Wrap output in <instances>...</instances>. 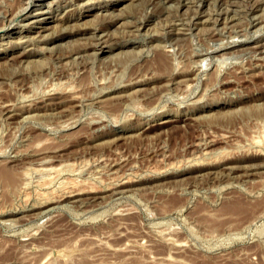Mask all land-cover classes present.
<instances>
[{
	"label": "rangeland",
	"instance_id": "obj_1",
	"mask_svg": "<svg viewBox=\"0 0 264 264\" xmlns=\"http://www.w3.org/2000/svg\"><path fill=\"white\" fill-rule=\"evenodd\" d=\"M27 1L0 0V264H264V0Z\"/></svg>",
	"mask_w": 264,
	"mask_h": 264
},
{
	"label": "bare ground",
	"instance_id": "obj_2",
	"mask_svg": "<svg viewBox=\"0 0 264 264\" xmlns=\"http://www.w3.org/2000/svg\"><path fill=\"white\" fill-rule=\"evenodd\" d=\"M60 1V0H59ZM87 1V0H86ZM105 1V0H104ZM104 1H102V2H104ZM134 1H136V0H134ZM133 1V2H134ZM162 1V0H161ZM209 1V0H208ZM211 1V0H210ZM225 1V0H224ZM230 1H232L233 2V0H230ZM237 1V0H236ZM252 1V0H251ZM255 1V0H254ZM257 1V0H256ZM263 1V0H262ZM120 2H123V0H120ZM125 2H126V0H125ZM132 2V3H133ZM169 2V1H168ZM179 2V1H178ZM205 2V1H204ZM231 2V3H232ZM235 2V1H234ZM234 2H233V4H234ZM238 2V1H237ZM236 2V3H237ZM53 3V2H52ZM96 3V2H95ZM119 3V2H118ZM136 3V2H135ZM167 3V2H166ZM195 3V2H194ZM214 3V2H213ZM227 3H228V1H227ZM230 3V2H229ZM43 4V3H42ZM46 4V3H45ZM48 4V3H47ZM126 4V3H125ZM174 4V3H173ZM187 4V3H186ZM220 4V3H219ZM218 4V5H219ZM224 4H226V2L224 3ZM247 4V3H246ZM262 4V3H261ZM37 5V4H36ZM72 5V4H71ZM116 5V4H115ZM152 5V4H151ZM164 5V4H163ZM170 4H168V6H169ZM188 5V4H187ZM187 5H185V6H187ZM192 5V4H191ZM221 5H223V4H221ZM251 6H248V7H252L253 5L252 4H250ZM47 6V5H46ZM56 6V5H55ZM109 6H110V4H109ZM119 6V5H118ZM176 6V5H175ZM210 6V5H209ZM239 6V5H238ZM243 6H245V4L243 5ZM261 6V5H260ZM33 6H30V0H28L27 2H25V5L22 7V9L19 11V13L20 12H23V14L20 16L19 15V13H17L18 15V17H20L19 19H17L18 21H21V20H24V19H28V18H31V17H33V20L32 21H39V23H44L43 21H47L46 23H52L53 22V16L51 15V16H47V17H40V16H38V14L37 13H44V12H41L42 11V9H41V11H39L38 9L39 8H32ZM181 7V6H180ZM188 7V6H187ZM194 7V6H193ZM226 7H228V5L226 6ZM235 7V6H234ZM257 7V6H256ZM255 7V8H256ZM41 8V7H40ZM58 8V7H57ZM117 8V7H116ZM164 8V7H163ZM168 8V7H167ZM213 8V7H212ZM225 8V7H224ZM229 8H230V6H229ZM241 8V7H240ZM249 8V9H250ZM260 8H262V7H260ZM37 9V10H36ZM56 9V8H55ZM91 9V8H90ZM170 9V8H169ZM214 9V8H213ZM220 9H221V7H220ZM257 9V8H256ZM49 10V9H48ZM113 10V9H112ZM164 10V9H163ZM162 10V11H163ZM172 10V9H171ZM177 10V9H176ZM193 10V9H192ZM202 10V9H201ZM223 10V9H222ZM234 10V9H233ZM236 10V9H235ZM246 10V9H245ZM46 11H47V8H46ZM59 11V10H58ZM99 11V10H98ZM101 11V10H100ZM99 11V12H100ZM108 11V10H107ZM181 11V10H180ZM250 11L251 12H254V10H252V9H250L249 10V13H250ZM1 12V11H0ZM34 12V13H33ZM90 12V11H89ZM238 12V11H237ZM246 12V11H245ZM70 13V12H69ZM103 13V12H102ZM113 13V12H112ZM119 13V12H118ZM171 13V12H170ZM234 13V12H233ZM239 13V12H238ZM9 14V13H8ZM50 14V13H49ZM96 14V13H95ZM200 14V13H199ZM214 14V13H213ZM216 14V13H215ZM229 14V13H228ZM232 13H230V15H231ZM235 14H237V13H235ZM235 14H233V15H235ZM244 14V13H243ZM247 14V13H246ZM84 15H89V13L88 14H84V12H82V15H81V18L84 16ZM119 15V14H118ZM184 15V14H183ZM182 15V16H183ZM217 15V14H216ZM215 15V16H216ZM240 15V14H239ZM254 15V14H253ZM16 16V17H17ZM117 16V15H116ZM120 16V15H119ZM167 16V15H166ZM56 17H57V15H56ZM106 17V16H105ZM207 17V16H206ZM214 17V16H213ZM218 17H220V16H218ZM245 17V16H244ZM262 17V16H261ZM4 18V17H3ZM2 18V19H3ZM13 18H15V17H13ZM170 18V17H169ZM205 18V17H204ZM208 18V17H207ZM223 18V17H222ZM229 18V17H228ZM8 19V18H7ZM32 19V18H31ZM86 19V18H85ZM191 19V18H190ZM234 19V18H233ZM13 19H9L8 21H12ZM55 20V19H54ZM65 20V19H64ZM169 20V19H168ZM185 20V19H184ZM223 20H224V18H223ZM242 20V19H241ZM258 20V19H257ZM259 20H260V18H259ZM14 21V20H13ZM26 21V20H25ZM30 21V20H29ZM62 21V20H61ZM197 21V20H196ZM214 21H215V19H214ZM233 22H234V20H232ZM262 21V20H261ZM24 22V21H23ZM28 22V21H27ZM74 22H76V21H74ZM186 22V21H185ZM9 23V22H8ZM18 23V22H17ZM26 23V22H25ZM55 23H57V22H55ZM71 23H72V20H71ZM174 23V22H173ZM202 23V22H201ZM216 23H218V22H216ZM222 23H224L223 21H222ZM228 23V22H227ZM247 23V22H246ZM245 23V24H246ZM22 24V23H21ZM24 24V23H23ZM59 24H60V22H59ZM203 24L205 25V23L203 22ZM211 24H213V23H211ZM228 24H230V23H228ZM239 24V23H238ZM37 25V24H36ZM56 25V24H55ZM55 25H54V27H55ZM156 25V24H155ZM198 25V24H197ZM215 25V24H214ZM221 25H224V24H221ZM260 25V24H259ZM47 26V25H46ZM57 26V25H56ZM60 26H62L63 27V24L62 25H60ZM97 26V25H96ZM200 26H201V24H200ZM243 26V25H242ZM245 26V25H244ZM248 26V25H247ZM5 27V26H4ZM30 27V26H29ZM54 27H51V28H53L54 29ZM182 27H184V26H182ZM187 27V26H186ZM193 27H194V25H193ZM206 27V26H205ZM259 27V26H258ZM257 27V28H258ZM260 27H262V26H260ZM43 28V29H42ZM44 28H45V26H43V25H41V29L42 30H44ZM61 28V27H60ZM135 28V27H134ZM139 28V27H138ZM40 29V28H39ZM155 29V28H154ZM163 29V28H162ZM202 29H204V27L202 28ZM206 29V28H205ZM223 29H225V28H223ZM231 29V28H230ZM229 29V30H230ZM31 30V29H30ZM48 30V29H47ZM55 30V29H54ZM134 30V29H133ZM180 30V29H179ZM188 30V29H187ZM3 31V30H2ZM20 31H22V30H20ZM53 31V30H52ZM128 31H129V29H128ZM159 31V30H158ZM162 31V30H161ZM175 31V30H174ZM196 31V30H195ZM215 31V30H214ZM23 32V31H22ZM22 32H20V34L22 33ZM39 32V31H38ZM55 32V31H54ZM53 32V33H54ZM57 32V31H56ZM125 32V31H124ZM197 32V31H196ZM8 33V32H7ZM107 33V32H106ZM198 33V32H197ZM204 33V32H203ZM244 33V32H243ZM246 33V32H245ZM28 34V33H27ZM51 34V33H50ZM95 34V33H94ZM258 34V33H257ZM2 35V34H1ZM4 35H5V33H4ZM10 35H12V34H10ZM30 35V34H29ZM174 35V34H173ZM193 35H194V33H193ZM198 35H199V33H198ZM219 35V34H218ZM233 35V34H232ZM236 35V34H235ZM40 36H42V35H40ZM147 36V35H146ZM260 36V35H259ZM32 37V36H31ZM98 37V36H97ZM100 37V36H99ZM199 37V36H198ZM200 37H202V36H200ZM211 37V36H210ZM209 37V38H210ZM233 37V36H232ZM232 37H230V39L232 38ZM235 37H237V36H235ZM36 38V37H35ZM38 38V37H37ZM36 38V39H37ZM91 38V37H90ZM216 38V37H215ZM220 38V37H219ZM238 38V37H237ZM246 38V37H245ZM169 39H171V38H169ZM229 39V40H230ZM18 40V39H17ZM105 40V39H104ZM216 40V39H215ZM222 40V39H221ZM97 41V40H96ZM88 42H89V40H88ZM95 42V41H94ZM144 42V41H143ZM168 42V41H167ZM213 42V41H212ZM176 43V42H175ZM222 43V42H221ZM221 43H219V44H221ZM97 44V43H96ZM140 44V43H139ZM101 45V44H100ZM99 45V46H100ZM154 45V44H153ZM176 45V44H175ZM136 46V45H135ZM220 46V45H219ZM222 46V45H221ZM17 47V46H16ZM165 47H166V45H165ZM171 47V46H170ZM198 47V46H197ZM202 47H205V46H202ZM211 47H213L212 45H211ZM210 47V48H211ZM143 48V47H142ZM162 48V47H161ZM173 48V47H172ZM210 48H208V50L210 49ZM229 48V47H228ZM109 49V48H108ZM107 49V51H109ZM150 49V48H149ZM171 49V48H170ZM204 49V48H203ZM237 49V48H236ZM258 49V50H257ZM257 49H255L256 51L255 52H258L259 50L260 51H263L264 50V46L263 45H259V46H257ZM95 50V49H94ZM99 50H101V52H106V50L104 49H102V48H100ZM137 50V49H136ZM194 50V49H193ZM207 50V49H206ZM207 50V51H208ZM24 51V50H23ZM76 51V50H75ZM98 51V50H97ZM131 51V50H130ZM138 51V50H137ZM168 51V50H167ZM201 51V50H200ZM220 51H222V49L220 50ZM246 51V50H245ZM127 52V51H126ZM152 52V51H151ZM155 52V51H154ZM172 52V51H171ZM194 52H195V50H194ZM203 52V51H202ZM204 52H206V51H204ZM247 52V51H246ZM19 53V52H18ZM149 53V52H148ZM161 52H159V53H157V57H158V59L157 60H159L160 62H161V64H160V62L158 63V64H160V65H162V66H165V68H166V65H167V62L165 63V61L164 60H166V58H165V54L163 55L162 53L160 54ZM175 53V52H174ZM215 53V52H214ZM223 53H224V51H223ZM227 53V52H226ZM226 53H224V54H226ZM232 53H234V52H232ZM22 54V53H21ZM94 54H95V51H94ZM171 54V53H170ZM210 54H212V53H210ZM219 54H221V53H219ZM260 54H262V52L260 53ZM81 55V54H80ZM88 55V54H87ZM213 55V54H212ZM222 55V54H221ZM231 55V54H230ZM252 55V54H251ZM250 55V56H251ZM263 55V54H262ZM9 56H10V54H9ZM223 56V55H222ZM243 56V55H242ZM259 56V55H258ZM92 57H93V55H92ZM169 57V56H168ZM207 57V56H206ZM221 57V56H220ZM257 57V56H256ZM255 57V58H256ZM264 57V56H263ZM83 58V57H82ZM165 58V59H164ZM219 58V57H218ZM253 58V57H252ZM23 59V58H22ZM21 59V60H22ZM25 59V58H24ZM23 59V60H24ZM58 59V58H57ZM80 59V58H79ZM196 59V58H195ZM217 59V58H216ZM226 59V58H225ZM264 59V58H263ZM20 60V61H21ZM73 60V59H72ZM194 60V59H193ZM227 60V59H226ZM167 61V60H166ZM198 61V60H197ZM202 61H205L204 60V58H203V60ZM66 62V61H65ZM71 62V61H70ZM194 62H196V61H194ZM218 62V61H217ZM221 62V61H220ZM225 62V61H224ZM257 62V61H256ZM73 63V62H72ZM199 63V62H198ZM206 63H207V60H206ZM205 63V65H207ZM219 63V62H218ZM217 63V64H218ZM64 64V63H63ZM201 64H202V62H201ZM220 64V63H219ZM223 64H225V63H223ZM58 65H60V64H58ZM171 65V64H170ZM203 65H204V62H203ZM203 65H202V67H203ZM227 65V64H226ZM171 67V66H170ZM205 67H207V66H205ZM212 67V66H211ZM216 67V66H215ZM220 67V66H219ZM164 68V67H163ZM190 68V67H189ZM62 69V68H61ZM61 69H60V71H61ZM167 69V68H166ZM168 70V69H167ZM188 70V69H187ZM208 70V69H207ZM198 71V70H197ZM62 73V72H61ZM198 73V72H197ZM56 74V73H55ZM54 77V76H53ZM57 78V77H56ZM59 79V78H58ZM188 83V82H187ZM187 83H186V85H187ZM59 85V84H58ZM56 92V91H55ZM53 93V92H52ZM59 93V92H58ZM42 98V97H41ZM76 104V103H75ZM83 107V106H82ZM10 108V107H9ZM50 109V108H49ZM56 109V108H55ZM82 109V108H81ZM19 113V112H18ZM52 113V112H51ZM15 115V114H14ZM49 115H51V114H49ZM7 116V115H6ZM18 117V116H17ZM22 118V117H21ZM23 119V118H22ZM26 119V118H25ZM167 120V119H166ZM10 121V120H9ZM64 123V122H63ZM63 125V124H62ZM49 126V125H48ZM50 127V126H49ZM52 127V126H51ZM60 127V126H59ZM62 127V126H61ZM65 128V127H64ZM58 130V129H57ZM46 169V168H45ZM48 169V168H47ZM12 175V174H11ZM5 176V175H4ZM13 176H14V174H13ZM12 176V177H13ZM8 179V178H7ZM14 179V178H13ZM12 179V180H13ZM9 180V179H8ZM11 180V181H12ZM70 193V192H69ZM72 193V192H71ZM65 194V193H64ZM68 195V194H67ZM62 197V196H61ZM47 200H48V202H50L49 200L50 199H48V198H46ZM43 200V199H42ZM41 200V201H42ZM46 200V201H47ZM65 200V199H64ZM38 201V200H37ZM40 201V200H39ZM64 202V201H63ZM35 203V202H34ZM43 203H46V202H43ZM42 203V204H43ZM36 204V203H35ZM34 204V205H35ZM60 204V203H59ZM34 205H33V207H34ZM39 205V204H38ZM40 205H41V203H40ZM30 207V206H29ZM45 211V210H44ZM42 212V211H41ZM39 213V212H38ZM35 215V214H34ZM259 216V215H258ZM35 217V216H34ZM33 217V218H34ZM31 218V217H30ZM251 218V217H250ZM250 218H248V219H250ZM256 219H257V217H256ZM255 219V220H256ZM31 221V220H30ZM248 222V221H247ZM262 256V255H261ZM168 259V258H167ZM167 259H165V260H167ZM169 260V259H168ZM260 261H261V259H260ZM260 261H259V263L258 264H260Z\"/></svg>",
	"mask_w": 264,
	"mask_h": 264
}]
</instances>
